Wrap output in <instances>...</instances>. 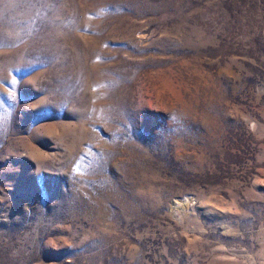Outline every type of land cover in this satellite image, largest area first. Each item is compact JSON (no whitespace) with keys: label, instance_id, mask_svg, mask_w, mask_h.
<instances>
[{"label":"rangeland","instance_id":"1","mask_svg":"<svg viewBox=\"0 0 264 264\" xmlns=\"http://www.w3.org/2000/svg\"><path fill=\"white\" fill-rule=\"evenodd\" d=\"M0 264H264V0H0Z\"/></svg>","mask_w":264,"mask_h":264}]
</instances>
